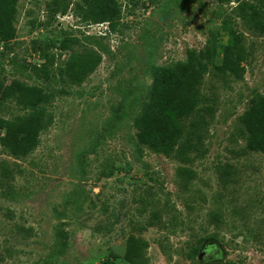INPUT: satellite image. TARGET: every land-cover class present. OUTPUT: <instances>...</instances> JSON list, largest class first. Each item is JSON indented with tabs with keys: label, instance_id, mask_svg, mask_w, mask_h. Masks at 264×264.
<instances>
[{
	"label": "rangeland",
	"instance_id": "rangeland-1",
	"mask_svg": "<svg viewBox=\"0 0 264 264\" xmlns=\"http://www.w3.org/2000/svg\"><path fill=\"white\" fill-rule=\"evenodd\" d=\"M88 1L0 0V88L55 93L29 153L0 144V264H133L131 236L146 243L137 264H264V153L247 148L240 121L249 100L264 97L256 21L238 17L235 0H109L120 22L105 33L106 22L75 15ZM232 32L243 52L236 73L222 72ZM91 51L100 62L80 83L45 82L30 69L46 62L52 75ZM188 65L201 70L202 100L194 115L173 118L180 136L164 153L159 101L172 100L169 77ZM143 107L145 143L134 123ZM31 109L0 99L2 118ZM183 145L193 147L187 161Z\"/></svg>",
	"mask_w": 264,
	"mask_h": 264
},
{
	"label": "trees",
	"instance_id": "trees-1",
	"mask_svg": "<svg viewBox=\"0 0 264 264\" xmlns=\"http://www.w3.org/2000/svg\"><path fill=\"white\" fill-rule=\"evenodd\" d=\"M232 0H220L226 4ZM236 6L231 10L241 17L244 21H256L262 33H264V24L259 23L257 19L264 18V11H259L256 5L251 0H235ZM264 4V0H260ZM75 15L79 16L83 21H100L106 22V32L113 33L117 31L120 22V9L112 6L109 0H89L86 6L77 5L74 10ZM215 17H221V12H214ZM264 20V19H263ZM225 22V19L224 21ZM0 33H4L0 29ZM73 43L78 42L76 37H68L65 41ZM211 45L210 39L207 40L206 48ZM68 44L63 47H68ZM243 46L240 43L237 33L232 32L227 40L223 50V59L219 69L222 72L229 71L236 73V65L241 59ZM100 54L91 51L84 54H71L65 66L58 67L55 74H50V70L46 62L40 65H32L31 70L40 77L43 81L49 82L58 76L61 82L69 81L72 84L82 82L84 76L91 72L100 62ZM235 60V61H233ZM204 64H200L202 68ZM179 73V74H178ZM169 77L173 82L174 90L171 91L172 100H160L159 112L160 117L157 118V126L161 127L160 135V150L168 153L174 146L176 140L180 136L175 128L173 118H188L198 112V107L201 103V95L199 85L201 84V70L194 69L190 65L185 66L180 72H173ZM155 81H158L154 75ZM15 87V86H14ZM0 88V99L3 101L9 97L21 106H30L32 109L25 115H16L12 119L0 117V144L15 157L25 156L38 143L39 132L51 122V116L46 113L45 105L54 97V92H43L37 86H24L21 83L16 84V87ZM147 108L143 107L137 114L134 123L140 129V138L142 142H148L152 136L146 135L147 129L145 120ZM240 121L243 124L246 134V146L253 151H261L264 153V97L252 98L249 100L247 108L240 116ZM193 147L191 145H183L177 149L178 155L183 160H188L186 156ZM113 167H110L106 175L112 174ZM58 235L59 232H58ZM57 235L56 248L60 249L64 244ZM146 243L139 238L133 236L128 240V250L125 258L137 264L136 259L142 256V248ZM117 257L115 254H112ZM101 264H113L109 258H105Z\"/></svg>",
	"mask_w": 264,
	"mask_h": 264
},
{
	"label": "flooded vegetation",
	"instance_id": "flooded-vegetation-1",
	"mask_svg": "<svg viewBox=\"0 0 264 264\" xmlns=\"http://www.w3.org/2000/svg\"><path fill=\"white\" fill-rule=\"evenodd\" d=\"M211 247V244H208V245H206V246H204V248H203V256H206L207 255V251H208V249Z\"/></svg>",
	"mask_w": 264,
	"mask_h": 264
},
{
	"label": "water",
	"instance_id": "water-1",
	"mask_svg": "<svg viewBox=\"0 0 264 264\" xmlns=\"http://www.w3.org/2000/svg\"><path fill=\"white\" fill-rule=\"evenodd\" d=\"M202 254L199 255V257H201Z\"/></svg>",
	"mask_w": 264,
	"mask_h": 264
}]
</instances>
